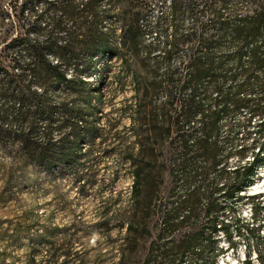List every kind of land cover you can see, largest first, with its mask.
<instances>
[{
    "label": "trees",
    "instance_id": "1",
    "mask_svg": "<svg viewBox=\"0 0 264 264\" xmlns=\"http://www.w3.org/2000/svg\"><path fill=\"white\" fill-rule=\"evenodd\" d=\"M106 1L0 0V153L48 172L73 163L99 134L94 58L120 57L135 93L129 142L112 146L133 178L116 215L126 227L117 264H218L219 234L233 250L242 234L222 221L224 206L253 201L240 192L264 159V0H171L154 42L138 19L123 29V54ZM244 110L257 150L220 141L222 122Z\"/></svg>",
    "mask_w": 264,
    "mask_h": 264
},
{
    "label": "rangeland",
    "instance_id": "2",
    "mask_svg": "<svg viewBox=\"0 0 264 264\" xmlns=\"http://www.w3.org/2000/svg\"><path fill=\"white\" fill-rule=\"evenodd\" d=\"M170 1H106L111 34L122 54L123 29L138 19L142 41L154 42L160 32L156 21L169 12ZM94 61L89 81L100 87L102 101H93L99 107L93 117L99 134L91 144L84 140L73 163L48 172L23 164L21 155L0 153V264H117L119 260L126 227L120 226L116 215L128 204L133 178L120 148L112 146L129 142L127 105L133 102L135 90L120 57ZM249 115L240 111L222 122V145L235 137L238 148L245 144L257 150L261 141L257 123L244 124ZM247 132L250 137L243 142ZM247 160L253 161V155H233L230 165ZM255 172L253 183L240 193L253 201L224 206L222 221L237 226L242 234H234V250L219 234L214 252L223 253L218 264H243L248 252L254 264H264V159L255 164ZM198 246L208 253L204 244Z\"/></svg>",
    "mask_w": 264,
    "mask_h": 264
},
{
    "label": "built area",
    "instance_id": "3",
    "mask_svg": "<svg viewBox=\"0 0 264 264\" xmlns=\"http://www.w3.org/2000/svg\"><path fill=\"white\" fill-rule=\"evenodd\" d=\"M243 192V191H242ZM241 193V192H240Z\"/></svg>",
    "mask_w": 264,
    "mask_h": 264
}]
</instances>
